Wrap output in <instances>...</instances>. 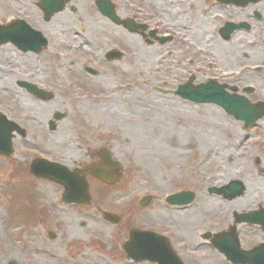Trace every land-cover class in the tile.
I'll return each mask as SVG.
<instances>
[{
    "label": "rangeland",
    "instance_id": "374dc122",
    "mask_svg": "<svg viewBox=\"0 0 264 264\" xmlns=\"http://www.w3.org/2000/svg\"><path fill=\"white\" fill-rule=\"evenodd\" d=\"M77 1L71 0L77 11L62 14L66 21L61 25L78 24L75 17L81 19L89 11L86 0L81 4ZM113 1L124 11L144 18L151 28L156 27L158 36L168 35L172 40L147 44L140 36L125 37V58L118 65L125 66V91L95 99L84 124L92 132L109 133L110 152L123 177L111 188L92 183L88 205L62 204L58 184L35 180L27 172L30 156L54 154L59 131L74 134L69 130V119L76 110L71 108L73 102L66 100L65 123L49 132L42 122L61 108L59 101L38 102L20 94L13 85L14 80L26 77L27 71L33 74L37 66L51 70L68 66L65 55L55 46L61 38L60 15L50 22L57 34L53 30L46 33L51 51L43 56L18 53L10 44L0 46V111L29 131V140H14L13 157H0V264H77V260L79 264H130L112 251L131 226L167 234L186 264H230L199 237L205 230L218 231L214 227L216 200L205 189L215 188L219 175H229L230 164L224 163L218 152L236 144L241 131L219 107L192 103L171 91L190 73L199 81L212 76L225 80L224 73L232 72L240 74L238 86L251 83L253 95L264 98V79L250 82L251 72L241 71L253 63H264V44L240 46L243 39L255 44L264 40V20L250 34L237 32L223 43L217 28L242 15L232 7L208 0ZM24 9H30L32 19L37 18L34 0H0V20L12 11L23 15ZM256 30L263 38H257ZM243 51L251 62L242 59ZM242 163L237 160L232 165L239 168ZM187 188L197 193L192 204L177 208L164 202L167 194ZM145 195L152 200L139 206ZM102 211L117 214L121 227L106 221Z\"/></svg>",
    "mask_w": 264,
    "mask_h": 264
},
{
    "label": "flooded vegetation",
    "instance_id": "af4514ba",
    "mask_svg": "<svg viewBox=\"0 0 264 264\" xmlns=\"http://www.w3.org/2000/svg\"><path fill=\"white\" fill-rule=\"evenodd\" d=\"M95 0H86V7L88 12L82 14L81 19L75 17L78 22H71L69 26L61 25L66 19L62 17L65 13H75L77 11L76 4H71L60 12V19L58 22V33L61 38L55 41V46L62 55H65L64 60L68 66H55L51 70L47 66H37L33 74L28 75L21 80H15L14 86L19 90L20 94L33 97L38 102L44 103L45 96L40 97L38 94L32 93L25 86L21 85V81L28 85L36 84L38 87L48 90L53 93L52 99L55 98L60 103L62 112H60V120L57 121V126L65 123L64 119L68 118V105L66 100L73 103L71 108L75 106L69 119V130H73L76 135H65L67 131H59L57 133L56 148L52 159L59 164L67 167L72 173L67 175L72 179L82 182L100 183L101 179L92 175L101 167L103 163H108L110 160L119 162L112 157L110 152L109 133H97V130H90L84 125L87 121L88 114L92 112L96 101L102 100L104 94L116 95L118 91L126 88L122 84L125 74V66H118L125 58L124 39L127 35L140 36L145 43L149 44L156 40L158 31L156 27H150L146 20L132 12L131 14L124 11L119 4L114 3L117 19L130 18L135 22H144L147 26L145 29H137L135 32H129L122 24H116L110 17L100 14L94 4ZM82 0L77 3L81 4ZM217 5L224 6L214 2ZM73 7L74 9H72ZM232 7L238 12H242L239 18L229 19L233 22H242L243 26L240 30L234 31L230 34L228 39H224L220 34L221 25L217 28V37L223 42H229L230 39L237 32H244L250 34L253 27L258 28L264 20V0L250 2L244 7H237L235 5H226ZM23 15L17 16L14 11L10 14L11 17H18L31 25L34 21V26L42 33L46 34L50 30L57 34V30L51 25V20L46 22L40 10H38L37 18L32 19L30 9L22 10ZM72 18V16L70 15ZM154 30V38L150 36V30ZM257 38L262 37L263 33L256 30L253 32ZM260 33V34H259ZM263 38V37H262ZM264 39V38H263ZM172 38L169 36L168 41ZM49 43V42H48ZM248 46H262L264 40L258 44L250 40H241V48ZM47 49V48H46ZM46 49L37 55H44ZM114 50V54L109 55L108 52ZM117 51L122 52L118 56ZM242 59L251 62L252 58L248 56L247 52H242ZM252 63H244V66H250ZM253 66L248 70H241L242 73L251 72V81L261 83L264 79V63H253ZM231 68V66L227 67ZM225 72V71H222ZM194 77V84L204 80H196L195 74L190 73L189 76ZM240 74L224 73L225 80L222 76H212L209 78L216 79V81L225 85L224 90L229 93H234L232 88H236L237 94H244L246 98L254 103L264 101V98L255 97V89L251 88L249 94L244 90L253 87L251 83L243 86H238ZM208 79V78H206ZM205 79V80H206ZM34 84V85H35ZM110 96H107L110 98ZM108 98V99H109ZM81 103V104H78ZM107 112V111H106ZM238 124V129L241 131L240 136H237L236 144H231L228 149H221L219 157L224 163L230 164L229 175H219L216 179L217 186L215 187L214 198L216 200V217L214 227L218 228L219 232L234 230L239 245L242 249H250L256 245L264 244V117L258 119L251 129H244V122L232 119ZM47 128L50 125L49 120L45 123ZM88 124V123H87ZM83 131L84 138H81ZM29 131H27V134ZM26 134V136H27ZM82 139V142L79 140ZM26 138V137H25ZM28 138V136H27ZM73 138V140H71ZM241 150H240V149ZM235 152H234V151ZM224 152H227L226 154ZM243 160V163L236 168L234 161ZM117 168V169H118ZM107 180V179H104ZM222 181V182H220ZM220 182V183H219ZM206 192L207 189H205ZM195 198H196V191ZM179 207V206H178ZM120 220V219H119ZM114 226L121 227L119 222L113 223ZM133 228L129 227L123 234L122 239L117 242V247H114L112 252L119 253V257L128 261L130 264H139L137 258H130L124 251V246L129 237V232ZM118 250H117V249ZM118 251V252H117ZM121 252V256H120ZM142 262L150 263L143 260ZM81 263L77 260V264ZM97 263V262H96ZM75 264V261L72 263ZM152 264V263H150Z\"/></svg>",
    "mask_w": 264,
    "mask_h": 264
},
{
    "label": "water",
    "instance_id": "95a60500",
    "mask_svg": "<svg viewBox=\"0 0 264 264\" xmlns=\"http://www.w3.org/2000/svg\"><path fill=\"white\" fill-rule=\"evenodd\" d=\"M65 0H42L40 5L43 9L48 10V18L52 13L59 9L60 5L63 4ZM224 3H235L237 5H245L250 0H218ZM256 1V0H252ZM52 4H56L57 8L52 7ZM231 24H228V27ZM239 26H233V29ZM21 28V29H20ZM15 27L14 32L9 30L7 25H0V44L12 41L20 47H25L26 49H39V45H45V39L40 35V33L30 30L27 31L25 36H23V29L28 27ZM27 39V46H25L24 41ZM23 42V43H21ZM177 93L181 95L182 98L189 99L194 102L200 103H213L221 107L225 112L234 116V118L243 120L245 126L253 125L255 119L264 114V103L250 104L243 97L236 95H229L222 89L217 87L212 81H208L206 84H200L197 87L191 88L190 81L185 85H182L177 90ZM15 128V125L11 122L6 121L4 117L0 115V153L8 155L10 150V132ZM34 166V165H33ZM32 171L39 177H48L54 179L51 175L36 173L33 168ZM57 175V171L53 170ZM103 175V174H102ZM107 175V174H106ZM115 180L119 178V175L111 177ZM55 180V179H54ZM62 184L65 186V192L63 194V201L69 202H87L89 201V194L87 193V185L84 182H79L75 180H62ZM185 195L175 194L167 197L168 201H182L186 202L184 199ZM183 198V199H182ZM111 214H104L106 219L114 220ZM208 235V234H207ZM128 254L137 257L147 258L156 261L157 264H182L177 255L169 247L167 239L150 231H140L132 230L130 232V239L127 242ZM212 245L224 252L227 258L233 264H264V245L255 247L249 251L240 250L237 241H228L226 237L217 239L216 236L212 239Z\"/></svg>",
    "mask_w": 264,
    "mask_h": 264
}]
</instances>
